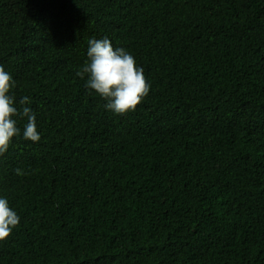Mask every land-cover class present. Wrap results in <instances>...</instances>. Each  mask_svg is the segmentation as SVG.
Wrapping results in <instances>:
<instances>
[{
  "label": "trees",
  "instance_id": "16d2710c",
  "mask_svg": "<svg viewBox=\"0 0 264 264\" xmlns=\"http://www.w3.org/2000/svg\"><path fill=\"white\" fill-rule=\"evenodd\" d=\"M104 38L123 115L76 75ZM0 66L41 137L0 154V264H264V0H0Z\"/></svg>",
  "mask_w": 264,
  "mask_h": 264
},
{
  "label": "clouds",
  "instance_id": "9594fccd",
  "mask_svg": "<svg viewBox=\"0 0 264 264\" xmlns=\"http://www.w3.org/2000/svg\"><path fill=\"white\" fill-rule=\"evenodd\" d=\"M88 61L76 75L87 77L86 87L107 101L105 107L118 115L134 111L149 94L150 85L144 71L138 67L135 58L123 48H114L111 41L90 39ZM14 87L12 76L0 66V154L7 152L13 137L19 134L17 119H27L23 138L38 142L36 116L27 105L28 97L20 99V108L15 97L10 96ZM20 223V217L9 207L7 198L0 197V241L6 240Z\"/></svg>",
  "mask_w": 264,
  "mask_h": 264
}]
</instances>
